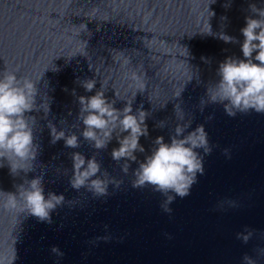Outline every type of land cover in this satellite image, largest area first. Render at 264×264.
Returning a JSON list of instances; mask_svg holds the SVG:
<instances>
[{"label": "water", "instance_id": "water-1", "mask_svg": "<svg viewBox=\"0 0 264 264\" xmlns=\"http://www.w3.org/2000/svg\"><path fill=\"white\" fill-rule=\"evenodd\" d=\"M252 5L264 9V0H0V75L16 71L37 82V110L28 116L41 149L34 164L13 157L14 167L33 168L27 174L13 176L0 161V264H57L53 246L65 253L59 264H244L245 255L264 264V114L232 118L207 102L220 63L244 58L245 18L259 19ZM86 80L96 81L92 92L82 87ZM98 91L119 110L133 101L134 114L149 113L145 152L135 162L112 159L119 129L103 150L82 137L79 97ZM178 125L184 135L203 125L214 147L190 195L170 205V218L161 194L132 181L156 138L170 142ZM52 126L80 137V147L52 144ZM74 152L101 164L109 196L71 187ZM36 176L46 193L66 198L51 225L28 217L22 203L5 206L7 193ZM245 227L255 231L247 244L237 239ZM104 236L112 239L90 243Z\"/></svg>", "mask_w": 264, "mask_h": 264}, {"label": "clouds", "instance_id": "clouds-1", "mask_svg": "<svg viewBox=\"0 0 264 264\" xmlns=\"http://www.w3.org/2000/svg\"><path fill=\"white\" fill-rule=\"evenodd\" d=\"M250 7L259 19L251 16L245 18L246 26L241 29L244 37L241 51L244 58L228 57L221 62L217 70L219 80L208 90L207 102L222 105L225 113L232 118L238 113L249 114L253 111L264 114V9H257L254 5ZM207 34L212 33L210 31ZM219 38L225 43H238L234 37L226 34L220 35ZM254 53L257 54L254 56ZM82 87L87 92H92L96 81L86 80ZM37 95V82L29 77H19L16 71L9 70L0 75V161H8L10 174L13 176L21 171L25 174L33 171V168L14 167L13 157L17 161H31L34 164L41 154L34 133L35 118L28 116L37 110ZM132 103L133 101L128 102L123 110H119L114 107L115 101H108L104 91H98L90 97H79L82 137L97 150L105 149L119 129L120 136L116 139L120 146L114 148L111 153L112 159L117 162L122 159L135 162L136 153L145 152L140 139L149 135L146 123L149 113L139 110L134 114ZM204 103L202 101V104ZM45 109L50 111V106L46 105ZM213 118L208 116L206 120L211 121ZM160 126H163V122ZM185 130V126L178 125L175 134L170 137V142H166L162 136L157 137L151 154L139 164L132 181V187L135 189L151 187L154 192L161 194L164 200L160 207L170 218L173 213L170 205L177 197L183 199L190 195L193 185L198 182V174H205L204 156L210 155L214 147L210 144L203 125L187 135H184ZM124 133L127 135H123ZM51 137L52 144L64 140L67 148L80 147V137L75 134L66 135L54 126L51 127ZM198 149H202L204 155H201ZM223 155L231 159L230 149H224ZM72 161L73 176L70 185L74 190L86 188L94 198L109 196L110 184L99 175L102 166L95 157L88 159L83 154L74 152ZM2 166L0 164V167ZM111 185L116 189L120 188L119 182L113 181ZM7 195L9 199L6 207L14 209L22 203L28 217L48 225L53 224L52 214L64 206L66 199L63 194L46 193L41 176L28 180L27 186H17L16 193ZM230 206L238 208L239 204L232 201ZM220 210L223 208L220 207ZM254 235V230L245 227L244 232L237 234V239L247 244ZM165 236L169 240L172 239L170 234L166 233ZM111 239V236L97 237L90 243L97 244L101 240L107 243ZM50 251L58 258L59 264L65 253L58 246H53ZM259 251L264 254V249ZM243 262L257 264L256 260L248 255L243 257Z\"/></svg>", "mask_w": 264, "mask_h": 264}]
</instances>
